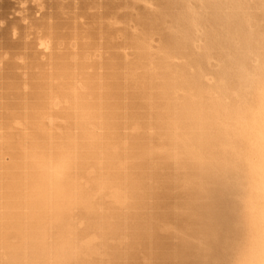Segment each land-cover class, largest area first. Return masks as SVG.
I'll return each instance as SVG.
<instances>
[{"label": "bare ground", "instance_id": "obj_1", "mask_svg": "<svg viewBox=\"0 0 264 264\" xmlns=\"http://www.w3.org/2000/svg\"><path fill=\"white\" fill-rule=\"evenodd\" d=\"M14 1L0 264H241L264 227L243 126L264 104V0Z\"/></svg>", "mask_w": 264, "mask_h": 264}, {"label": "clouds", "instance_id": "obj_2", "mask_svg": "<svg viewBox=\"0 0 264 264\" xmlns=\"http://www.w3.org/2000/svg\"><path fill=\"white\" fill-rule=\"evenodd\" d=\"M243 126L250 133L249 170L256 186L264 189V104L257 107L251 120L244 121ZM241 264H264V227L257 230Z\"/></svg>", "mask_w": 264, "mask_h": 264}, {"label": "rangeland", "instance_id": "obj_3", "mask_svg": "<svg viewBox=\"0 0 264 264\" xmlns=\"http://www.w3.org/2000/svg\"><path fill=\"white\" fill-rule=\"evenodd\" d=\"M34 2V0H15L14 1V9H13V13H15V14H17L21 9H23L24 7H26L28 4H31V3H33ZM260 22V21H255V23H254V25L256 26V25H258V23ZM257 23V24H256ZM193 45H195V44H193ZM194 47V46H193ZM252 55V56H251ZM249 54L248 56V61L250 60V58H251V62H250V64H249V67H251V68H253L254 67V65H256L257 64V61L258 60H256L255 59V55L254 54ZM252 57H253V59H252ZM254 60V61H253ZM253 61V62H252ZM248 62V63H249ZM251 63H253V64H251ZM254 91H257V89H256V87L254 88ZM259 91V90H258Z\"/></svg>", "mask_w": 264, "mask_h": 264}]
</instances>
